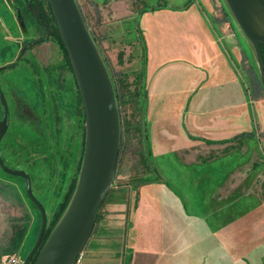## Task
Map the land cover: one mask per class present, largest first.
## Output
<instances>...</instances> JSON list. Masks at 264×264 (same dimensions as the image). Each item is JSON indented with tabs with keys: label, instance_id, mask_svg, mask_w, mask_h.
<instances>
[{
	"label": "rangeland",
	"instance_id": "obj_1",
	"mask_svg": "<svg viewBox=\"0 0 264 264\" xmlns=\"http://www.w3.org/2000/svg\"><path fill=\"white\" fill-rule=\"evenodd\" d=\"M49 2L0 0V90L5 93L9 106V121L0 141V151L5 164L28 172L32 191L47 210L48 225L44 238L29 264H33L51 226L73 197L86 143L84 103L69 52L56 36ZM76 2L118 95L121 144L110 190L126 183L139 187L158 175L149 153L151 140L147 128V136L144 133L145 109L139 97V83L127 70L130 69V61L125 60V52L119 53L116 49L120 47L119 39H110V29L108 31L105 23L101 22L95 3L92 0ZM120 2L126 10V21L130 26L138 25L150 42L151 77L157 80L158 87L162 84L170 86L165 100L158 105L155 103V111L163 109L174 113L182 110L188 117L189 113H208L222 110L227 105L236 108L237 102L231 103L223 98L228 95V99H233L224 87L229 76L223 62H227L240 84V92L249 102L248 109L252 112L249 133L260 135L264 148V88L259 79L257 57L225 0ZM164 4L179 8L170 9ZM185 4L193 9L181 10ZM212 29L218 34L217 42L226 60L218 55L206 38L207 33H213ZM133 47L131 54L135 57L131 68L139 79L143 77L144 57L148 49L140 43ZM261 50L264 56V45ZM193 79L197 87L190 86ZM2 115L3 106L0 104V119ZM207 120L206 117L198 120L202 126L199 129L207 127ZM157 140L153 157L163 174L178 178L196 173L204 177L207 170L215 175L223 169L229 170L228 182L197 183L199 193L193 198L196 214L199 219H204L209 213L208 222L213 224L214 242L220 237L230 242L231 257L221 264H264V259L256 263L248 257L243 261L240 256L246 250L257 248L256 242H245L249 235H255L251 225L257 211V186L250 182L248 162L243 161L245 158L250 160V152L235 147L223 155L217 145L206 146L200 149H206L208 153L205 154L208 155L199 154L197 159L191 150L195 148L193 142L188 144L184 140L181 146H177L166 138L158 137ZM183 144L186 145L184 148ZM25 186L22 176L0 169V241L11 244L10 252L2 258L3 264H15L9 261L12 257L20 263L23 261L41 225V211L27 196ZM203 219L200 223L205 224L206 219ZM223 221L225 230L219 227ZM203 224L197 231L202 243L208 240L206 233L210 236L212 232L205 230Z\"/></svg>",
	"mask_w": 264,
	"mask_h": 264
},
{
	"label": "crops",
	"instance_id": "obj_2",
	"mask_svg": "<svg viewBox=\"0 0 264 264\" xmlns=\"http://www.w3.org/2000/svg\"><path fill=\"white\" fill-rule=\"evenodd\" d=\"M92 1L99 10L101 22L105 23L108 31L110 29V39H119L118 45L122 49L120 47L116 49L119 53L123 51L124 54L125 52V60L130 61V69L127 70L133 73L132 75L139 83V97L144 102L145 109L143 112L144 133L146 135L148 129L147 134L151 140L149 153L152 154L158 175L139 187L126 183L121 187L115 186L117 188L108 192V196L104 198L97 212L96 224H94L91 236L78 255L76 264H182L184 262L187 264H221L231 257L230 242L223 237L214 242L213 224L208 222L209 213L204 219H199L194 208L195 204H193V198L197 196L196 193H199L197 183L205 181L212 184V182L223 180L225 182L229 179L227 175L229 170L223 169L217 175L207 170L204 177H199L196 173L178 178L163 174L153 157V148L156 146L154 143L159 142L158 137L166 138L177 146H181L184 140L188 144L193 142L195 148L191 150H194L197 159L199 154L208 155L205 154L208 153L206 149H200L206 146L216 147L217 145L223 151L222 154L235 147L250 152V160L245 158L243 161L248 162L250 182L257 186L255 209L257 211L254 224L251 225L255 235H249L245 242H256L257 248L254 251L246 250L240 256L243 257L241 258L243 261H247L248 258L256 263L262 261L264 259V244H262L264 241V148L259 139L261 136L256 132L249 133L252 126V112L248 109L249 102L246 101V96L240 92V84L234 72L229 69L227 62H223L229 76L224 82V87H227V94H230L233 99H228L227 94V97L223 98L231 103L232 101L237 102L236 108L234 105H227L222 110L201 112V114L190 111L192 114L189 113L188 117L182 110L174 113L163 109L155 111V103L158 105L165 100L167 89H170V86L162 84L158 87L157 80L151 77L149 70L151 48L147 36L145 37L138 25L130 26L126 21L124 18L126 10L122 8L121 0L118 2L116 0ZM165 7L179 8L168 5ZM183 7L181 8L183 11L193 9L188 4ZM115 25L117 26L114 28ZM212 32L207 33L206 38L214 46L218 55L224 58L217 42L218 34L213 29ZM121 38L124 40L122 41ZM139 43L148 50L144 57L143 77L140 76L138 79V75L131 68L135 57L131 52L134 50L133 46ZM141 54L143 57V53ZM196 67L198 68V65ZM203 85L207 84L203 83ZM190 86L197 87V82L193 79ZM204 117L208 119L206 122L208 125L205 129H199L202 126L199 125L198 120ZM200 138L208 139V141L197 140ZM185 146L183 144V148ZM251 212L253 213L254 210ZM202 219H206L205 224L200 223ZM202 224L205 230H212L211 234L209 233L210 236L206 233L208 240L203 243L197 234L198 227ZM219 227L226 229L224 221L220 222ZM10 245L8 242L0 241V264H3L2 258L10 252Z\"/></svg>",
	"mask_w": 264,
	"mask_h": 264
},
{
	"label": "water",
	"instance_id": "obj_3",
	"mask_svg": "<svg viewBox=\"0 0 264 264\" xmlns=\"http://www.w3.org/2000/svg\"><path fill=\"white\" fill-rule=\"evenodd\" d=\"M51 11L68 51L72 69L85 113V144L81 171L72 198L65 211L40 247L35 264H75L83 250L94 224L100 204L112 186L119 157L120 115L115 89L106 63L101 57L94 37L91 36L77 0H49ZM236 23L252 44L259 70V79L264 88V0H225ZM5 93L0 90L3 115L0 119V141L8 125V104ZM1 148V146H0ZM0 151V169L15 176H22L25 190L41 211V225L30 252L20 264H29L41 240L47 223V210L32 191L30 176L24 168L15 169L4 163Z\"/></svg>",
	"mask_w": 264,
	"mask_h": 264
},
{
	"label": "trees",
	"instance_id": "obj_4",
	"mask_svg": "<svg viewBox=\"0 0 264 264\" xmlns=\"http://www.w3.org/2000/svg\"><path fill=\"white\" fill-rule=\"evenodd\" d=\"M49 8H50V5H49ZM50 11H51V8H50ZM51 13H52L51 18H52V19L54 20V22H55L54 25H56V27H55L56 36H57V38L60 39V42H61V44L63 45V42H62L63 40H62V38H61V36H60L59 29H58L59 25H57V23H56L55 17H54V15H53L54 12L51 11ZM263 45H264V44H263ZM263 45H262V46H263ZM63 47H64V45H63ZM64 48H65V47H64ZM116 91H117V90L115 89V96H116V99L118 100V95H117V92H116ZM64 211H65V210H64ZM60 217H61V216H60ZM60 217H58V219L56 220V222H55L54 225H57V221L59 220ZM54 225L51 226V229L53 228ZM51 229H50V231H51ZM50 231H49V233H50ZM49 233H48V234H49ZM47 236H48V235H47ZM47 238H48V237H47ZM45 240H46V239H45ZM44 242H45V241H44ZM44 242H43V243H44ZM39 252H40V251L37 252L36 257H37V255H38ZM35 260H36V258L34 259L33 264H35V263H34Z\"/></svg>",
	"mask_w": 264,
	"mask_h": 264
},
{
	"label": "built area",
	"instance_id": "obj_5",
	"mask_svg": "<svg viewBox=\"0 0 264 264\" xmlns=\"http://www.w3.org/2000/svg\"><path fill=\"white\" fill-rule=\"evenodd\" d=\"M9 261H12V262L15 263V264H20V262H19L18 260H16L15 257L10 258Z\"/></svg>",
	"mask_w": 264,
	"mask_h": 264
},
{
	"label": "flooded vegetation",
	"instance_id": "obj_6",
	"mask_svg": "<svg viewBox=\"0 0 264 264\" xmlns=\"http://www.w3.org/2000/svg\"><path fill=\"white\" fill-rule=\"evenodd\" d=\"M263 44H264V43H263ZM263 44H262V45H263Z\"/></svg>",
	"mask_w": 264,
	"mask_h": 264
}]
</instances>
